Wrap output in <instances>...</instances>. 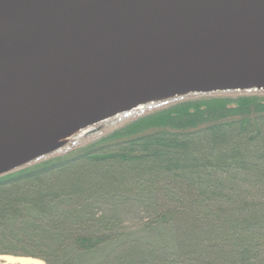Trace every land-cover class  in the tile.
Wrapping results in <instances>:
<instances>
[{
    "label": "trees",
    "instance_id": "16d2710c",
    "mask_svg": "<svg viewBox=\"0 0 264 264\" xmlns=\"http://www.w3.org/2000/svg\"><path fill=\"white\" fill-rule=\"evenodd\" d=\"M93 128L0 175V254L264 264V91L174 98ZM135 209L148 216L129 226Z\"/></svg>",
    "mask_w": 264,
    "mask_h": 264
},
{
    "label": "water",
    "instance_id": "95a60500",
    "mask_svg": "<svg viewBox=\"0 0 264 264\" xmlns=\"http://www.w3.org/2000/svg\"><path fill=\"white\" fill-rule=\"evenodd\" d=\"M264 91V0H0V175L174 98Z\"/></svg>",
    "mask_w": 264,
    "mask_h": 264
},
{
    "label": "bare ground",
    "instance_id": "6f19581e",
    "mask_svg": "<svg viewBox=\"0 0 264 264\" xmlns=\"http://www.w3.org/2000/svg\"><path fill=\"white\" fill-rule=\"evenodd\" d=\"M0 258L5 260L3 264H46L42 259L34 257L4 255Z\"/></svg>",
    "mask_w": 264,
    "mask_h": 264
},
{
    "label": "rangeland",
    "instance_id": "374dc122",
    "mask_svg": "<svg viewBox=\"0 0 264 264\" xmlns=\"http://www.w3.org/2000/svg\"><path fill=\"white\" fill-rule=\"evenodd\" d=\"M105 131H106V129L103 132H105ZM100 135L99 134L95 135L92 138V140L99 138ZM147 216L148 215L144 211H142L140 209H135L134 210V213L131 216H129L130 218H129V222H128L127 225H129V226H136V224H138L140 222H143V220L145 221V219L147 218ZM4 255H9V254H0V256H4ZM12 256H17V255H12ZM26 257H28V256H26ZM3 263H5V260L0 258V264H3Z\"/></svg>",
    "mask_w": 264,
    "mask_h": 264
}]
</instances>
